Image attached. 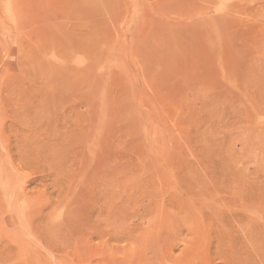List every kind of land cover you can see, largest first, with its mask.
<instances>
[{"label": "rangeland", "instance_id": "rangeland-1", "mask_svg": "<svg viewBox=\"0 0 264 264\" xmlns=\"http://www.w3.org/2000/svg\"><path fill=\"white\" fill-rule=\"evenodd\" d=\"M0 264H264V0H0Z\"/></svg>", "mask_w": 264, "mask_h": 264}]
</instances>
